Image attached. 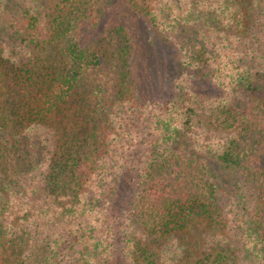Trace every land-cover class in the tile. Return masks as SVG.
Wrapping results in <instances>:
<instances>
[{"label": "trees", "instance_id": "16d2710c", "mask_svg": "<svg viewBox=\"0 0 264 264\" xmlns=\"http://www.w3.org/2000/svg\"><path fill=\"white\" fill-rule=\"evenodd\" d=\"M8 3L0 264H264V0H129L175 45L188 32L180 44L193 64L163 101L71 36L92 16L89 0ZM97 67L117 75L98 103L83 82ZM194 76L222 95L197 92ZM200 154L242 171L241 198L218 189Z\"/></svg>", "mask_w": 264, "mask_h": 264}, {"label": "rangeland", "instance_id": "374dc122", "mask_svg": "<svg viewBox=\"0 0 264 264\" xmlns=\"http://www.w3.org/2000/svg\"><path fill=\"white\" fill-rule=\"evenodd\" d=\"M11 11L23 4V0H8ZM53 1V0H49ZM61 2L62 0H54ZM93 9L91 17L78 21L77 27L71 36L90 46L98 55H109V61L105 64H126L125 69L133 84H139L146 99L151 101H163L172 96L174 81L186 71L188 65L193 64L192 56H189L187 47L181 45L182 39H186L188 32L180 33V43L174 44L166 29L159 27L153 16L136 11L129 0H89ZM190 47V46H189ZM187 50V53H186ZM120 52V54H119ZM185 54V55H184ZM42 55L50 61L61 63V58L53 48H48ZM189 60V61H188ZM188 61V62H187ZM190 68V66H189ZM115 69V67H114ZM120 69V74L121 75ZM117 75L111 67H97L89 69L83 76L84 87L89 90L91 100L100 102L102 96L107 94L111 85L115 83ZM194 87L197 92L205 97H220L222 89L212 84L210 78L194 76ZM4 79L6 75L4 73ZM120 81V80H119ZM141 87V88H140ZM204 160L212 163V174L217 182L218 189L230 198H241L238 190H242L244 179L240 178L241 170L231 165H222L215 161L211 155L200 154ZM238 192V193H237ZM127 191L121 190L115 198L114 206L117 209L124 208ZM236 243V238H232ZM253 240L247 235L248 241ZM253 242V241H252ZM239 244V243H238Z\"/></svg>", "mask_w": 264, "mask_h": 264}]
</instances>
